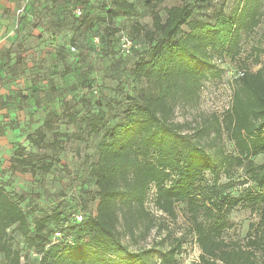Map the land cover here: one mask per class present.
<instances>
[{
	"label": "trees",
	"instance_id": "obj_1",
	"mask_svg": "<svg viewBox=\"0 0 264 264\" xmlns=\"http://www.w3.org/2000/svg\"><path fill=\"white\" fill-rule=\"evenodd\" d=\"M145 1L155 8L165 0ZM201 3L211 11L205 19L196 18L189 3L165 7V17L154 13L151 41L132 69L134 78L147 81L148 86L132 98L122 121L102 131L106 113L99 110L89 122L91 132L101 135L98 159L91 167L98 187L96 214L63 220L49 236L47 225L60 220L63 213L36 218L32 227L20 201L0 186V264H27L12 244L11 231L29 241L40 254V264H157V259L159 264H174L183 246L181 239L167 249L131 250L124 241L149 235L152 226L146 223L150 213L145 205L152 185L156 207L170 217H176V203L188 202L201 249L199 264H256L257 253L264 255V204L258 233L245 243L228 242L223 237L227 215L241 198L223 195L217 184L201 183L205 171L218 180L222 171L249 164L254 186L250 198L264 203V162L255 164L252 160L264 153V60H256L258 70L239 75L224 115L212 114L193 132L175 120L179 106L197 103L204 82L221 75L215 56L240 54L243 36L264 16V0H238L230 13L224 1ZM138 11L133 1L112 0L107 14L113 19ZM75 14L84 17L83 8L77 7ZM136 51L135 47L132 54ZM60 117L49 112L43 126L27 136L29 142L40 149L58 146V140H47L46 130H54V121ZM67 117L76 120L73 114ZM224 134L235 143L237 156L225 151ZM0 135H5L3 130ZM37 159L19 147L11 169L22 173L50 170L51 164H38Z\"/></svg>",
	"mask_w": 264,
	"mask_h": 264
},
{
	"label": "rangeland",
	"instance_id": "obj_2",
	"mask_svg": "<svg viewBox=\"0 0 264 264\" xmlns=\"http://www.w3.org/2000/svg\"><path fill=\"white\" fill-rule=\"evenodd\" d=\"M130 1L139 10L136 15L110 19L107 10L112 0H0V134L3 130L9 141V147L0 150V186L20 201L32 227L36 218L63 213L60 220L47 225L49 236L63 220L97 212L98 187L91 167L98 159L101 135L91 132L89 122L99 110L106 113L102 131L122 121L132 98L148 86L147 81L134 78L132 69L151 41L154 13L165 17V7L189 3L196 18L211 14L201 0H165L155 8L145 0ZM222 1L230 13L238 0H216ZM77 7L83 8L84 17L76 16ZM125 34L134 37L135 54L125 56L120 51L119 39ZM258 58L264 60V16L243 36L239 55L215 56L221 75L204 82L197 103L179 106L175 120L193 132L212 114L224 115L231 106L239 73L258 70ZM49 112L61 115L54 121L55 129L46 130L47 140H58L59 145L40 149L27 136L43 126ZM70 114L75 121L67 117ZM222 142L227 153L238 155L226 134ZM19 147L35 154L38 164H51L50 170L13 171L11 160ZM252 160L263 163L264 153ZM251 175L249 164L222 171L218 180L210 171L204 172L202 185L217 184L223 195L241 198L227 215L223 237L228 242L245 243L259 231L264 203L250 198L254 188ZM155 198L152 185L145 205L150 213L146 223L152 226L149 235L128 237L125 243L131 250L167 249L181 239L183 246L174 264H199L201 249L188 202L176 203L173 218L156 207ZM11 238L27 264H40V254L25 237L11 231ZM256 264H264L260 252Z\"/></svg>",
	"mask_w": 264,
	"mask_h": 264
},
{
	"label": "built area",
	"instance_id": "obj_3",
	"mask_svg": "<svg viewBox=\"0 0 264 264\" xmlns=\"http://www.w3.org/2000/svg\"><path fill=\"white\" fill-rule=\"evenodd\" d=\"M77 13L81 15V9H78ZM120 43L121 51L126 56L131 55L135 47H137L132 38L126 34L122 35ZM239 75H243V72H240ZM78 219L81 220L82 217H78ZM56 236L61 237V233H57Z\"/></svg>",
	"mask_w": 264,
	"mask_h": 264
},
{
	"label": "crops",
	"instance_id": "obj_4",
	"mask_svg": "<svg viewBox=\"0 0 264 264\" xmlns=\"http://www.w3.org/2000/svg\"><path fill=\"white\" fill-rule=\"evenodd\" d=\"M9 147V141L7 135H0V150Z\"/></svg>",
	"mask_w": 264,
	"mask_h": 264
}]
</instances>
